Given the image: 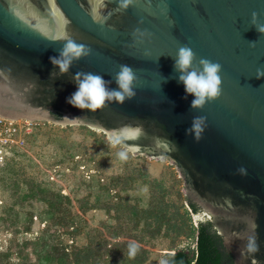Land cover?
Returning <instances> with one entry per match:
<instances>
[{
	"label": "water",
	"instance_id": "obj_1",
	"mask_svg": "<svg viewBox=\"0 0 264 264\" xmlns=\"http://www.w3.org/2000/svg\"><path fill=\"white\" fill-rule=\"evenodd\" d=\"M119 2L0 0V118L86 126L110 141L129 130V153L175 167L184 196L201 208L196 223H212L235 264H264V77L255 76L264 36L250 28L253 11L264 23V0H133L118 11ZM64 33L91 54L51 75ZM181 46L222 66L221 96L201 111L175 79L170 56ZM121 64L138 76L134 99L96 112L66 103L76 72L109 79ZM195 116L206 117L198 141L185 135Z\"/></svg>",
	"mask_w": 264,
	"mask_h": 264
},
{
	"label": "rangeland",
	"instance_id": "obj_2",
	"mask_svg": "<svg viewBox=\"0 0 264 264\" xmlns=\"http://www.w3.org/2000/svg\"><path fill=\"white\" fill-rule=\"evenodd\" d=\"M23 121L27 120H14L19 126ZM28 122L30 131L20 130L0 162V251H5L13 238L32 240L42 233L44 225H48L50 218L42 198L23 201V196L31 189L32 193H50L70 200L74 216L70 221L78 226V232L63 236L65 245L74 242L83 247L101 223H114L116 215L112 212L108 216L100 209L102 206L128 202L146 209L151 190L155 197L164 195V202L171 207L170 218L177 213L173 206L182 207V213L188 211L192 232L196 228L197 223L184 201L183 180L167 161L158 162L129 152L128 158L121 161L117 153L124 149L113 147L110 139L97 129L43 120ZM126 180L129 190L123 186ZM82 200L90 210L82 212V204L78 203ZM26 212L33 218L31 233L27 235L22 233L25 223H29L24 215ZM180 220L176 217L174 221L179 223ZM50 230L51 233L43 236H51L56 231ZM193 235L174 238L173 233L163 231L160 237L145 243L149 255L144 264H166L169 255L185 245H192L194 250L196 239ZM25 252L34 262L31 249Z\"/></svg>",
	"mask_w": 264,
	"mask_h": 264
},
{
	"label": "trees",
	"instance_id": "obj_3",
	"mask_svg": "<svg viewBox=\"0 0 264 264\" xmlns=\"http://www.w3.org/2000/svg\"><path fill=\"white\" fill-rule=\"evenodd\" d=\"M123 186L125 190H129L128 180L124 181ZM149 187L152 189L151 183ZM31 190L23 196V201L42 198L41 202L47 206L46 215L50 218L48 225H44L42 233L32 240L11 239L7 249L0 251V264H144L149 255L145 243L157 239L166 230L173 233L174 238L190 237L195 232L193 236L196 239L194 250L175 251L169 255L166 264H235L233 256L224 247L223 237L211 222H199L192 232L188 225V211L182 213V207L173 206L177 213L170 218L168 212L171 207L164 202V195L155 197L152 190L146 209L128 202L124 205L109 203L102 206L100 209L108 216L112 212L116 215L114 223H101L100 228L90 234L83 247H78L74 242L65 245L61 239L78 232V226L70 221L74 217L70 200L50 193H32ZM184 201L192 215L201 211L191 199L184 196ZM78 203L82 204V212L90 210L83 200ZM24 215L29 223H25L22 233L27 235L31 233L33 218L29 212ZM176 217L181 219L179 223H175ZM53 228L56 231L51 236H43L47 232L51 233L50 229ZM132 242L138 244L135 256L128 254V245ZM29 249L34 262H31L30 255L25 252ZM13 256L16 257L15 260Z\"/></svg>",
	"mask_w": 264,
	"mask_h": 264
},
{
	"label": "clouds",
	"instance_id": "obj_4",
	"mask_svg": "<svg viewBox=\"0 0 264 264\" xmlns=\"http://www.w3.org/2000/svg\"><path fill=\"white\" fill-rule=\"evenodd\" d=\"M133 0H120L118 11L127 9ZM99 23L103 24L106 17L97 16ZM250 28L264 36V23L259 20V14L255 11L251 13ZM139 33L140 37L146 38L147 33ZM58 40L63 41L57 55L49 57V63L54 71L51 75L69 73L74 63L87 58L91 54V49L84 43H78L70 35L64 33ZM255 42H250V46H255ZM173 60V71L177 83L183 85L185 98L192 97L190 110L201 111L204 106L213 102L222 93V66L207 58L197 60L195 53L188 46H181L177 49ZM257 79L264 77V67L256 70ZM76 90L66 98V103L80 111L96 112L103 108L105 104L123 105L126 101H131L136 96L138 86V76L136 71L127 64H121L114 75L105 79L104 75L93 72H76L74 75ZM115 85L112 87L111 85ZM71 123L77 122V117H65ZM206 128V117L195 116L191 124L185 129V135H191L194 140H199ZM134 138L133 133L127 129L116 130L111 141L112 146H122L123 151L117 153L121 161L128 158V152L134 150V146L126 143ZM138 251V244L132 242L128 245L129 256H135Z\"/></svg>",
	"mask_w": 264,
	"mask_h": 264
},
{
	"label": "built area",
	"instance_id": "obj_5",
	"mask_svg": "<svg viewBox=\"0 0 264 264\" xmlns=\"http://www.w3.org/2000/svg\"><path fill=\"white\" fill-rule=\"evenodd\" d=\"M22 126L18 125V122L0 118V162L4 159V154L7 148L14 143V137L17 136L21 129H25V133H28L30 123L23 121Z\"/></svg>",
	"mask_w": 264,
	"mask_h": 264
},
{
	"label": "flooded vegetation",
	"instance_id": "obj_6",
	"mask_svg": "<svg viewBox=\"0 0 264 264\" xmlns=\"http://www.w3.org/2000/svg\"><path fill=\"white\" fill-rule=\"evenodd\" d=\"M55 113H53V115H54Z\"/></svg>",
	"mask_w": 264,
	"mask_h": 264
}]
</instances>
